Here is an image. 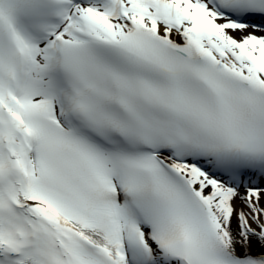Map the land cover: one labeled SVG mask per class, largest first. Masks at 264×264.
<instances>
[{
	"label": "snow or ice",
	"instance_id": "6c2138e0",
	"mask_svg": "<svg viewBox=\"0 0 264 264\" xmlns=\"http://www.w3.org/2000/svg\"><path fill=\"white\" fill-rule=\"evenodd\" d=\"M0 264H264V0H0Z\"/></svg>",
	"mask_w": 264,
	"mask_h": 264
}]
</instances>
